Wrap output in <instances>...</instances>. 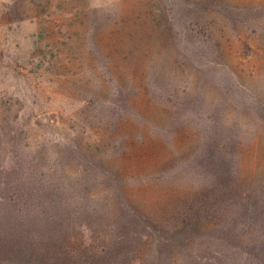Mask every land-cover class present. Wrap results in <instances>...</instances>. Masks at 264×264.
<instances>
[{"label": "rangeland", "instance_id": "374dc122", "mask_svg": "<svg viewBox=\"0 0 264 264\" xmlns=\"http://www.w3.org/2000/svg\"><path fill=\"white\" fill-rule=\"evenodd\" d=\"M0 133L56 180L89 162L93 237L126 210L169 231L215 181L214 223L263 206L264 0H0Z\"/></svg>", "mask_w": 264, "mask_h": 264}, {"label": "trees", "instance_id": "16d2710c", "mask_svg": "<svg viewBox=\"0 0 264 264\" xmlns=\"http://www.w3.org/2000/svg\"><path fill=\"white\" fill-rule=\"evenodd\" d=\"M17 129L12 130V142ZM37 153L27 155L10 145L0 149V264H264V205L244 204L241 196L240 213L213 222L215 209L232 202L225 198L232 197L228 184L223 189L215 181L185 201L182 217L169 231L126 210L117 226L93 237L89 219L96 214L93 208L89 211V162L80 167L79 178L64 175L56 180L66 165H44ZM206 161L205 172L214 178L220 169ZM192 245H198L193 255ZM142 246L151 250L143 261ZM217 246L222 251L209 252Z\"/></svg>", "mask_w": 264, "mask_h": 264}]
</instances>
